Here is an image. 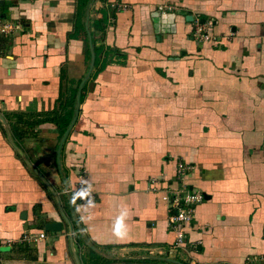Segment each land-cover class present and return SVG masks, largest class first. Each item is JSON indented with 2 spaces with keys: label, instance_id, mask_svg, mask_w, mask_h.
Listing matches in <instances>:
<instances>
[{
  "label": "crops",
  "instance_id": "crops-1",
  "mask_svg": "<svg viewBox=\"0 0 264 264\" xmlns=\"http://www.w3.org/2000/svg\"><path fill=\"white\" fill-rule=\"evenodd\" d=\"M158 10L174 33H154ZM0 16L21 26L0 38V264L264 263V0H5ZM178 162L203 200L176 230L149 185L180 188Z\"/></svg>",
  "mask_w": 264,
  "mask_h": 264
},
{
  "label": "built area",
  "instance_id": "built-area-1",
  "mask_svg": "<svg viewBox=\"0 0 264 264\" xmlns=\"http://www.w3.org/2000/svg\"><path fill=\"white\" fill-rule=\"evenodd\" d=\"M206 25V27H210L211 23L208 22ZM20 29V24L6 21L0 16V38L12 35ZM192 37L196 40L215 42L214 38L206 31L204 24H200L198 21L195 23ZM190 170H192L190 165L184 164L182 162L176 163L177 179L182 183V186L176 190L170 189L167 186L160 188L158 185L160 182L162 183V181L158 179L155 180L153 184L149 185L151 192L159 195V199L165 203L169 212L168 224L172 229L179 230L181 225H190L191 221L193 220L196 206L199 205L203 200V196L200 192L190 189L186 186V184H183L184 178ZM79 194L85 201L89 199V193L87 190H80ZM43 238V234H39L37 237H29L28 235H24L22 237V241L35 242ZM11 243L12 241H7V244ZM184 246L185 236L180 232V234L178 233L174 244L167 251H164L163 254L171 257L172 255H176V253L180 249L184 248Z\"/></svg>",
  "mask_w": 264,
  "mask_h": 264
},
{
  "label": "water",
  "instance_id": "water-1",
  "mask_svg": "<svg viewBox=\"0 0 264 264\" xmlns=\"http://www.w3.org/2000/svg\"><path fill=\"white\" fill-rule=\"evenodd\" d=\"M3 1H0V4H2ZM151 19L153 22V27H154V33L156 35H166V34H172L175 32V23H174V19H175V14L173 13H162L159 10L155 11L151 14ZM189 20H191V18H189ZM94 64V55L91 52V61H90V67H89V72L88 74L91 72L92 67ZM88 76V75H87ZM86 76V78H87ZM85 81V79L81 82L80 86H79V90L78 93L76 95V107L78 108V102H79V97H80V91H81V87L83 82ZM77 114V109H75V115ZM75 121V118L72 120V122L70 123L69 127L67 128V130L64 132L63 137L60 141V144L58 146V151H57V155H56V163H57V167L58 169H60V150H61V146L65 140V137L67 135V133L69 132L70 128L72 127L73 123ZM17 150V149H16ZM18 151V150H17ZM19 152V151H18ZM25 163L27 164V166L33 170L35 172V170L33 169V167L31 166V164L24 158ZM37 177L44 183V185L48 188V190L52 193L53 196H55L54 190L51 187V185L48 183V181L42 177L40 174L36 173ZM54 226V227H53ZM55 226H59V225H51V227L55 228ZM92 250L96 251L95 248L89 246ZM165 261L174 263V264H181L175 260H170V259H165Z\"/></svg>",
  "mask_w": 264,
  "mask_h": 264
},
{
  "label": "trees",
  "instance_id": "trees-1",
  "mask_svg": "<svg viewBox=\"0 0 264 264\" xmlns=\"http://www.w3.org/2000/svg\"><path fill=\"white\" fill-rule=\"evenodd\" d=\"M96 49H94V53L96 54V51H95ZM57 112H53L52 113V118H50V119H48L47 118V120L48 121H51V122H55L56 123V116H57ZM70 115V114H69ZM68 118H66V123L65 124H63V126H58V129H59V137H61L62 136V134H63V132L65 131V129H66V127H67V125H68V122H69V120H70V116H67ZM20 250H21V248H19Z\"/></svg>",
  "mask_w": 264,
  "mask_h": 264
},
{
  "label": "rangeland",
  "instance_id": "rangeland-1",
  "mask_svg": "<svg viewBox=\"0 0 264 264\" xmlns=\"http://www.w3.org/2000/svg\"><path fill=\"white\" fill-rule=\"evenodd\" d=\"M183 163V162H182ZM185 236V235H184Z\"/></svg>",
  "mask_w": 264,
  "mask_h": 264
}]
</instances>
